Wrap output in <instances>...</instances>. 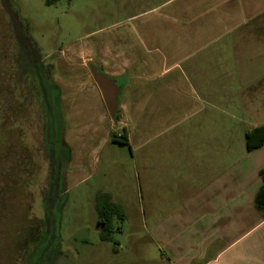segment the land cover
I'll list each match as a JSON object with an SVG mask.
<instances>
[{
  "label": "crops",
  "instance_id": "obj_1",
  "mask_svg": "<svg viewBox=\"0 0 264 264\" xmlns=\"http://www.w3.org/2000/svg\"><path fill=\"white\" fill-rule=\"evenodd\" d=\"M130 4L75 51L85 58L76 69L93 66L120 85L119 121L93 78L78 87L66 160L84 171L93 144L109 136L103 127H119L140 185L180 186L186 196L181 210H167L168 264H264L255 202L264 145L248 152L245 140L264 125V0H150L132 13Z\"/></svg>",
  "mask_w": 264,
  "mask_h": 264
},
{
  "label": "rangeland",
  "instance_id": "obj_2",
  "mask_svg": "<svg viewBox=\"0 0 264 264\" xmlns=\"http://www.w3.org/2000/svg\"><path fill=\"white\" fill-rule=\"evenodd\" d=\"M123 2L57 0L48 6L46 0L10 1L25 36L43 64L52 67L53 82L64 90L67 111L62 110L61 117L66 124L61 123L63 140L60 137L55 142L53 160L46 139L48 112L38 79L17 48L12 24L0 0V86L9 101L14 98L17 114L12 124L18 127L21 136L17 141L22 145L13 166L0 159L6 168L0 181V264L21 261L17 244L22 232L29 226H40L48 217L50 232L46 230L45 239L32 251L35 256L46 245L43 255H47L41 264H168L166 239L161 233L167 228V210H181V198L186 196H182L180 186H141L133 150L112 141L123 133L117 126L103 127L109 136L93 144L84 171L65 158L66 153H72V128L67 120L72 93L78 87L95 84L86 65L83 70L76 69L78 62L85 64V58H79L75 51L84 52L88 44L101 39L122 19ZM149 3L131 0L127 10L136 12L149 7ZM11 136L16 138L13 133ZM54 179L56 199L48 205ZM98 194H108L125 215L123 220H113L112 242L100 240ZM50 235L52 241L46 244Z\"/></svg>",
  "mask_w": 264,
  "mask_h": 264
},
{
  "label": "trees",
  "instance_id": "obj_3",
  "mask_svg": "<svg viewBox=\"0 0 264 264\" xmlns=\"http://www.w3.org/2000/svg\"><path fill=\"white\" fill-rule=\"evenodd\" d=\"M56 2L57 0H46V5L50 6ZM1 87L2 86H0V159L3 157V160L5 159L6 161V165L11 167L19 158L21 144L18 143L17 139L21 135L18 134V127H14L12 124L13 117L17 114L14 98L9 101L6 92H4ZM12 133L16 138H12ZM245 140L248 152H253L261 148L264 145V125L247 131ZM112 141L114 143L129 146L125 132L122 133L120 137L114 136ZM3 165L5 164H0V181L1 173L6 169ZM260 177L262 179V185L256 195L255 202L258 210L264 212V170L260 172ZM96 211L98 215L100 240L103 242H112V234L114 233L113 220H123L125 217L122 207L113 203L108 194H98L96 197ZM46 230L47 224L42 220L40 226H37L36 228L29 226L28 229L22 232L21 242L17 244V248L21 250V261H18L17 264L42 263V255L46 245L37 252L35 256L34 254L32 255V251H34V246L36 244L38 245L44 240ZM7 250L10 251V248H7Z\"/></svg>",
  "mask_w": 264,
  "mask_h": 264
},
{
  "label": "flooded vegetation",
  "instance_id": "obj_4",
  "mask_svg": "<svg viewBox=\"0 0 264 264\" xmlns=\"http://www.w3.org/2000/svg\"><path fill=\"white\" fill-rule=\"evenodd\" d=\"M14 34V33H13ZM16 40V39H15ZM23 49L20 48L18 41H16L17 48L20 50L21 55L25 59L27 65L30 69L36 74L38 79V86L40 94L44 100L45 107L48 112V127L46 131L47 147L49 156L54 160L56 157V148L55 142L58 141V138L62 136L59 134L60 127L63 125L62 120V91L52 80L51 68L50 66H45L42 62V59L38 56V53L35 47L28 41L27 37L24 34V39L22 41ZM62 123V125H61ZM63 144V142H62ZM64 145V144H63ZM22 146V145H21ZM64 147V146H63ZM65 148L63 149V151ZM67 154H65L66 158ZM54 170V165H53ZM52 194L49 196L48 205H52L53 201L56 199L55 192L57 190V181L54 179L52 182ZM50 228V219L45 221ZM50 232V230H49ZM45 239V238H44ZM52 241L51 235L46 239V244ZM45 255H42L43 260L46 258Z\"/></svg>",
  "mask_w": 264,
  "mask_h": 264
},
{
  "label": "water",
  "instance_id": "obj_5",
  "mask_svg": "<svg viewBox=\"0 0 264 264\" xmlns=\"http://www.w3.org/2000/svg\"><path fill=\"white\" fill-rule=\"evenodd\" d=\"M1 6L13 27V33L16 41L21 49H23V39H24V29L23 25L21 24L16 11L10 5V0H1ZM29 41V40H28ZM90 72L93 77V80L97 84L98 88L100 89L102 96L104 98L106 107L111 118L115 121H119L117 104H118V94L120 92V85L116 80L108 78L106 75L102 74L98 69L93 66H90ZM52 194V187L50 195ZM48 231L50 230L49 225H47Z\"/></svg>",
  "mask_w": 264,
  "mask_h": 264
}]
</instances>
